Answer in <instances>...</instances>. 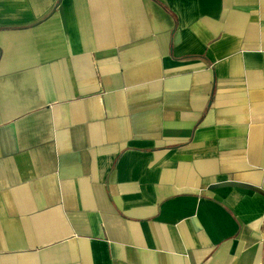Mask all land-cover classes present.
<instances>
[{
    "label": "crops",
    "instance_id": "0c3cea01",
    "mask_svg": "<svg viewBox=\"0 0 264 264\" xmlns=\"http://www.w3.org/2000/svg\"><path fill=\"white\" fill-rule=\"evenodd\" d=\"M264 0H0V264H263Z\"/></svg>",
    "mask_w": 264,
    "mask_h": 264
},
{
    "label": "water",
    "instance_id": "95a60500",
    "mask_svg": "<svg viewBox=\"0 0 264 264\" xmlns=\"http://www.w3.org/2000/svg\"><path fill=\"white\" fill-rule=\"evenodd\" d=\"M263 264H264V256H263Z\"/></svg>",
    "mask_w": 264,
    "mask_h": 264
}]
</instances>
